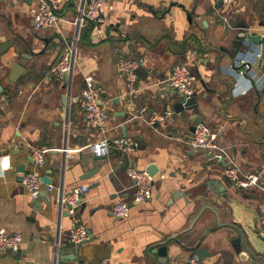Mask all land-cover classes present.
<instances>
[{
	"label": "crops",
	"instance_id": "obj_1",
	"mask_svg": "<svg viewBox=\"0 0 264 264\" xmlns=\"http://www.w3.org/2000/svg\"><path fill=\"white\" fill-rule=\"evenodd\" d=\"M82 2L65 0L58 11L59 27L36 29L37 0H0V44L13 42L0 55V229L23 235L18 252L0 253V264L103 259L184 264L199 241L210 253L200 264H256L251 258L264 253V191L231 185L226 164L210 161L188 140L200 119L219 132L218 142L242 171L262 173L264 185V71L254 56L259 43L247 37L237 43L243 32L240 22L252 34L264 31V0L229 5L219 0H104V22H86L81 29L69 106L63 98L66 85L50 68L73 37ZM26 47L33 59L12 82V63L22 59L19 53ZM239 58L254 62L252 74L259 83L235 72L232 65ZM123 59H135L142 67L136 92L120 73ZM180 63L197 75L198 106L178 113L174 105L183 96L163 81ZM88 74L101 88L108 113L105 136L129 137L138 147L94 154L91 145L102 135L89 126L79 102ZM144 108L145 117H138ZM125 112L127 116L120 114ZM36 148L50 149L42 165L32 157ZM22 163L26 172L50 180L44 181L38 205L20 180ZM150 163L159 168L153 196L136 202L127 168L146 169ZM81 184H88L89 191L75 217H60V193ZM119 199L130 206L127 218L112 213ZM73 222L88 227V241L72 245L67 240ZM235 229L246 233L252 254L236 252L231 243ZM160 247H166V257L158 255Z\"/></svg>",
	"mask_w": 264,
	"mask_h": 264
},
{
	"label": "built area",
	"instance_id": "obj_2",
	"mask_svg": "<svg viewBox=\"0 0 264 264\" xmlns=\"http://www.w3.org/2000/svg\"><path fill=\"white\" fill-rule=\"evenodd\" d=\"M224 4H232L235 0H219ZM65 0H37V8L33 13V22L36 29L58 28L60 15L58 11ZM104 0H83L75 21V31L71 41L66 45L60 58L50 68L51 75L58 81L65 80L68 76L66 84V93H68L67 104L70 106L72 102V89L74 76L79 68L77 53L80 40L81 29L86 22L103 23L105 18L103 14ZM262 42L259 43L254 56L260 61L264 71V31L261 33ZM254 62L246 58L236 59L232 65L233 69L239 76H249L254 79V83H259L255 75L252 74ZM139 63L135 59H123L119 63L120 73L124 76L127 87L136 92V82L138 80ZM197 75L185 63L176 64L169 76L163 81L169 88L178 91L184 98H190L196 93L195 83ZM264 82V74L262 77ZM83 87L79 95L80 106L85 114L87 123L91 128L99 132L102 137L95 141L91 147L96 156H104L108 154L112 148L128 152L136 147L137 143L129 137L109 138L106 135L108 129V113L104 105L101 103V88L97 84L93 75H85ZM1 94V92H0ZM146 109H142L137 115L144 118ZM169 114V113H167ZM158 119H164L166 115L157 116ZM155 122L154 119L150 123ZM219 132L212 129L205 123L198 122L194 126V130L189 137V144L193 148L202 150L210 161L216 163L227 162L225 167V175L231 185L244 189L255 188L264 191L262 183V173L257 171L244 172L233 161L231 153L226 147L218 142ZM50 149H33L32 157L37 165L45 163V154ZM67 151V148H62ZM128 176L133 180L135 187L134 200L136 202H144L152 198L155 183V175H151L146 169L136 166L127 168ZM22 184L32 199L38 198L44 185L42 176L36 171H27L23 174ZM89 191L88 184H81L73 187L69 191H64L59 195L58 205L60 217L67 211L72 218L75 217L78 208L82 203V197ZM112 213L117 218H127L130 216V206L123 199L116 201L112 207ZM262 227L264 228V215L262 217ZM90 231L84 224L77 222L71 223L67 232V240L72 245L82 244L90 239ZM23 235L19 231H8L5 228L0 229V253L13 252L16 253L21 247ZM59 256L58 249L56 251V259ZM77 264H114L108 259L99 262H79ZM169 264H176L170 262ZM184 264H200V258L197 253H193Z\"/></svg>",
	"mask_w": 264,
	"mask_h": 264
},
{
	"label": "water",
	"instance_id": "obj_3",
	"mask_svg": "<svg viewBox=\"0 0 264 264\" xmlns=\"http://www.w3.org/2000/svg\"><path fill=\"white\" fill-rule=\"evenodd\" d=\"M220 4L222 5V1H220ZM239 28L243 29V32L240 34L241 39L237 40V43L240 44L242 42V39L247 37L248 39H250L251 41L255 42V43H260L262 42V37L261 34H252L249 30V25L246 23H239ZM13 44L12 41H8L5 43L0 44V55L5 53ZM20 56L22 57V59L18 62H13L12 66H11V73H10V80L12 82H16L26 71V66L29 63V61H31L33 59V56L29 53V48L26 47L24 49V51L22 53H19ZM142 70V67H138L137 71L140 73V71ZM68 76L67 74L65 75V80H64V84L66 85L68 83ZM3 91V87L0 84V92ZM63 98L66 99V102L68 100V93H65L63 95ZM197 94L195 93L192 97L190 98H181L180 100H178L174 107L176 112L180 113L186 110H193L194 108H196L198 106V101H197ZM124 116H127L128 114L125 113H120ZM201 120L198 119V122H200ZM195 126V125H194ZM124 128V127H123ZM194 130V127H193ZM138 141H137V147H138ZM116 151L119 152V149H116ZM29 160L32 161V158L29 157ZM225 164H227V162H224ZM18 170L21 172H26V165L25 164H19L18 165ZM97 171H99V169H95ZM146 171L149 172L151 175H156V173L159 171V168L156 164L154 163H150L147 167H146ZM91 172V171H90ZM88 175H90V173H87ZM87 176V175H86ZM85 176V177H86ZM20 180H23V176L20 177ZM43 181H45L46 183H49L50 180L47 178H44ZM45 193H42V191L39 194V197L41 195H44ZM173 196L175 197V195L173 194ZM38 197V198H39ZM38 198L33 199V203L38 205L39 201ZM64 214L67 215V211H64ZM236 231V236L234 238L231 239V243L233 244V246L235 247V250L237 253L239 254H243L245 253L246 256L248 254H252L253 251L252 249L249 247V245H251V241L249 238H247L246 233L244 231H242L241 229H235ZM200 242L199 241L194 247H192V249H194L196 251V253L198 254L200 260H203L204 257L210 255V253L208 251H206V249L200 247ZM60 253L64 254L66 253V249L65 247H61L60 248ZM158 255L166 257V253H167V249L166 247H160L157 251ZM253 261L256 262V264H264V253H259L258 256H253L251 258Z\"/></svg>",
	"mask_w": 264,
	"mask_h": 264
},
{
	"label": "trees",
	"instance_id": "obj_4",
	"mask_svg": "<svg viewBox=\"0 0 264 264\" xmlns=\"http://www.w3.org/2000/svg\"><path fill=\"white\" fill-rule=\"evenodd\" d=\"M92 23V22H91ZM80 40H81V36H80ZM80 40H79V43H80Z\"/></svg>",
	"mask_w": 264,
	"mask_h": 264
},
{
	"label": "rangeland",
	"instance_id": "obj_5",
	"mask_svg": "<svg viewBox=\"0 0 264 264\" xmlns=\"http://www.w3.org/2000/svg\"><path fill=\"white\" fill-rule=\"evenodd\" d=\"M78 50H79V44H78Z\"/></svg>",
	"mask_w": 264,
	"mask_h": 264
}]
</instances>
